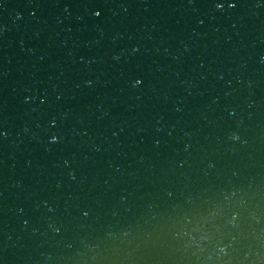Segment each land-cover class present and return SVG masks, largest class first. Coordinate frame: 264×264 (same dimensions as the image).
I'll return each mask as SVG.
<instances>
[{"label": "water", "instance_id": "95a60500", "mask_svg": "<svg viewBox=\"0 0 264 264\" xmlns=\"http://www.w3.org/2000/svg\"><path fill=\"white\" fill-rule=\"evenodd\" d=\"M0 264H264V0H0Z\"/></svg>", "mask_w": 264, "mask_h": 264}, {"label": "clouds", "instance_id": "9594fccd", "mask_svg": "<svg viewBox=\"0 0 264 264\" xmlns=\"http://www.w3.org/2000/svg\"><path fill=\"white\" fill-rule=\"evenodd\" d=\"M230 6H231V5H230ZM217 7H222V6H221V5H217ZM136 83H139V81H136ZM52 139L55 140L56 138L53 137Z\"/></svg>", "mask_w": 264, "mask_h": 264}, {"label": "snow or ice", "instance_id": "6c2138e0", "mask_svg": "<svg viewBox=\"0 0 264 264\" xmlns=\"http://www.w3.org/2000/svg\"><path fill=\"white\" fill-rule=\"evenodd\" d=\"M221 6H222V5H221ZM99 14H100L99 12L96 13V15H99Z\"/></svg>", "mask_w": 264, "mask_h": 264}]
</instances>
